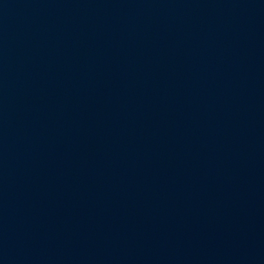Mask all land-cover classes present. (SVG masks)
Returning <instances> with one entry per match:
<instances>
[{
    "label": "water",
    "instance_id": "95a60500",
    "mask_svg": "<svg viewBox=\"0 0 264 264\" xmlns=\"http://www.w3.org/2000/svg\"><path fill=\"white\" fill-rule=\"evenodd\" d=\"M0 264H264V0H0Z\"/></svg>",
    "mask_w": 264,
    "mask_h": 264
}]
</instances>
